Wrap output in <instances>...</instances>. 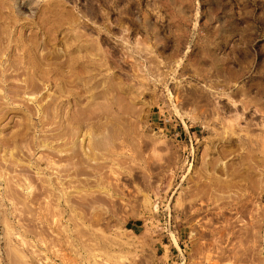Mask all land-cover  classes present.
I'll list each match as a JSON object with an SVG mask.
<instances>
[{"label": "rangeland", "instance_id": "rangeland-1", "mask_svg": "<svg viewBox=\"0 0 264 264\" xmlns=\"http://www.w3.org/2000/svg\"><path fill=\"white\" fill-rule=\"evenodd\" d=\"M0 264H264V0H0Z\"/></svg>", "mask_w": 264, "mask_h": 264}]
</instances>
